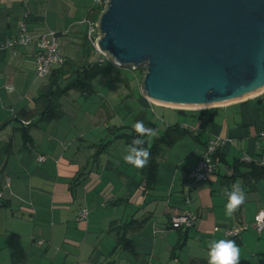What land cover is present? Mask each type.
<instances>
[{
	"label": "crops",
	"instance_id": "obj_1",
	"mask_svg": "<svg viewBox=\"0 0 264 264\" xmlns=\"http://www.w3.org/2000/svg\"><path fill=\"white\" fill-rule=\"evenodd\" d=\"M65 1L0 0V264H208V243L218 239L236 242L240 264H262L264 230L256 232L253 218L264 212V175L253 167L264 155V91L180 116L169 108L177 119L167 117L166 126L156 127L145 112L161 106L136 85L128 95L134 106L109 104L103 96L83 108L69 105L96 95L91 87L85 95L69 97L67 91L54 99L50 118L40 119L44 103L38 96L49 85L48 76L36 75L34 42L53 31L63 60L83 61L89 11L81 19L79 9L72 11L68 23ZM68 24L79 30L73 59ZM22 28L32 43L7 46ZM66 85L68 80L59 90ZM136 121L156 132L151 143L145 136L157 150L155 186L145 192L138 169L124 162L128 147L107 140L111 127H122L126 139ZM162 136L171 143H160ZM211 141L221 145L226 164L219 162L207 182L192 183L188 173ZM227 171L235 178L229 180ZM236 182L245 202L228 217L226 191ZM81 210L86 216L78 220ZM185 213L195 217L193 227L186 233L169 229L171 218ZM130 221L139 229L136 222L125 227ZM122 230L131 245L124 250L117 246ZM232 231L239 233L228 236Z\"/></svg>",
	"mask_w": 264,
	"mask_h": 264
},
{
	"label": "water",
	"instance_id": "obj_2",
	"mask_svg": "<svg viewBox=\"0 0 264 264\" xmlns=\"http://www.w3.org/2000/svg\"><path fill=\"white\" fill-rule=\"evenodd\" d=\"M96 28L99 53L178 115L264 91V0H105Z\"/></svg>",
	"mask_w": 264,
	"mask_h": 264
},
{
	"label": "trees",
	"instance_id": "obj_3",
	"mask_svg": "<svg viewBox=\"0 0 264 264\" xmlns=\"http://www.w3.org/2000/svg\"><path fill=\"white\" fill-rule=\"evenodd\" d=\"M95 12H96V9L90 10L87 18L92 19ZM94 17L95 18L93 20L96 21L98 16H94ZM83 45H84V50H83V54H82L83 55L82 56V60H83L82 62L81 61L80 62H71V61L69 62V61H64L62 58V63L50 71V73L48 75V83H47V85H49V86L45 87V91L41 95L38 96V100H41L44 103L43 110L38 114L40 119L50 118L49 116H51V114L53 113V106H52L53 100L60 98V96L64 95L67 91L75 89L78 92H80L82 95H85L89 92H92L90 80H92L94 77H96L102 71V69H107V66H110V62H108V61H105L104 63H99L97 60V61H95L94 64H92L89 61L88 58L91 57L93 54L95 55L96 53L89 46L87 39H86V36H84ZM100 58L101 57L98 56V59H100ZM66 80H69L68 85H66L61 90H59L60 84ZM57 90H59V93H56ZM205 114H206V112L200 113V115H205ZM207 114H208V112H207ZM21 116L26 119L28 117V114L22 112ZM207 121H211V118H208ZM121 129H122V127H120L119 129H116V130L118 131ZM21 132L23 134L24 139H29L28 135H27V131L25 129H21ZM136 136H137V133L135 132V130L133 132H131L130 134H128L126 139H125V145H127V146L131 145L132 140ZM164 136H162L161 138L158 139L160 143L165 142ZM143 139H145L147 141V139L145 137H143ZM165 143L169 144L171 142H169V143L165 142ZM106 145H107V143L104 144V146H106ZM144 146L148 147L150 149V152H151V156L149 158L147 166H145L142 169H138V172L140 175V183H142V188L144 189L143 191L145 192V191L152 190L155 186V176H156V167H157V164H156V157H157L156 151L157 150H156L155 145L148 146V143H146ZM216 156L218 157L220 164L221 163L226 164L223 156L220 154V152H218V150L216 152ZM256 164L258 165L257 162H256ZM232 166H235V165L233 164ZM228 168H230V167H228ZM253 168H255L254 170L258 172V174H259L258 176L263 177L262 176V175H264V167L263 166L258 165V166H255ZM233 178H235L234 173H231L230 176H228V179L231 180ZM263 179H264V177H263ZM192 183H195V182H192ZM195 184H200V183H195ZM133 222H136V221H130L129 223L126 224L125 227L130 226ZM134 228L139 229V225L137 222L135 223ZM169 229H171L170 223H169ZM171 230H173V229H171ZM109 231H113V229H109ZM175 231H179V230H175ZM185 233H183V237H185V235H184ZM117 246H121V248L123 250L131 247L129 241L127 239H125L124 230H122L120 238L117 241Z\"/></svg>",
	"mask_w": 264,
	"mask_h": 264
},
{
	"label": "rangeland",
	"instance_id": "obj_4",
	"mask_svg": "<svg viewBox=\"0 0 264 264\" xmlns=\"http://www.w3.org/2000/svg\"><path fill=\"white\" fill-rule=\"evenodd\" d=\"M66 2L67 1H65V3ZM67 4H68V23L71 20V18H75L74 15L71 14L72 11L79 9L77 11H80L79 13L82 15V17H80L79 19H81L88 13V11L96 9L94 16L99 17L100 13L103 11L104 6H105V2L103 0H68ZM94 16L92 17L91 21H94L93 20L95 18ZM98 17L96 19V22L98 20ZM75 22L76 21H74V23ZM70 27L71 25L68 24V30L70 29ZM70 31H71V36H70L71 39L70 38L67 39L68 42L69 41L71 42L70 45L68 46V58L73 59V56L75 55V52L78 48V41L75 39L73 34L78 32L79 30L77 28H73V29H70ZM88 59L92 64H94L95 61L98 60V56L97 55L95 57L91 56ZM142 75H143V69H138L136 71H132L128 69H120L116 67L115 65H112V63H110V66H107V69H102V71L96 77L90 80L91 87H93V90L97 92V94L87 100H85L84 98H75L74 103H72L75 105H71V104L69 105L70 106H82L83 108L89 103H91L93 100L100 101L98 99L102 98L103 96V100L107 103L109 102V104L115 103L116 105V103L117 104L120 103L119 106H123L127 104L134 106V100L129 98L128 95H129V92L133 91V88L135 85L139 89ZM72 91L71 92L68 91L69 97L71 94L72 95L75 93L77 94L78 92L75 89H72ZM152 109L153 111L151 110L150 112H145V114H146L147 119L150 120L152 123H154L156 127H161L163 124H165L166 126L168 122L167 117L172 116V117H175L176 119L178 117L176 112L173 111L176 109H173V108H171L173 110H170L169 108H164V106H161V107L157 106V107H153ZM200 110H204V109L191 108V109H186L185 111L188 113H191V112L196 113ZM182 119H185V118H182ZM121 132L122 130H118V131L115 130L113 132V128L111 127L107 140H111V142H116L114 140H117V141L122 140L125 145V138L121 136L120 134ZM148 140L151 143V141L153 140V137H148ZM91 150H92L91 152L93 153L95 152L96 149H91ZM262 264H264V261L262 262Z\"/></svg>",
	"mask_w": 264,
	"mask_h": 264
},
{
	"label": "built area",
	"instance_id": "obj_5",
	"mask_svg": "<svg viewBox=\"0 0 264 264\" xmlns=\"http://www.w3.org/2000/svg\"><path fill=\"white\" fill-rule=\"evenodd\" d=\"M105 2V0H103ZM87 30H86V39L89 46L95 51V53L101 58L98 59L99 63H104L108 61L106 56L99 53L96 47L97 39V28L96 21H88ZM23 29V28H22ZM57 34L53 31H50L46 35H41L34 42L35 54H34V66L35 72L38 77L44 78L49 75L50 71L59 66L62 63V57L59 53ZM32 43L31 37L25 33L23 29L20 34L11 39L6 43L9 47H25ZM109 62V61H108ZM262 138H264V129L262 132ZM221 145L216 141L209 142L203 149L199 160L197 161L194 168L188 173V180L195 183H204L207 182L214 174L219 165V159L216 156V152ZM39 162L43 161V158H38ZM258 165L264 167V155H261L258 160ZM227 174H230L227 171ZM86 216V211L81 210L78 215V220L84 219ZM195 217L190 213H185L182 215L175 216L170 220V226L173 230L179 231H188L194 225ZM255 224L256 232L260 233L264 230V212L259 211L253 218ZM238 231H232L228 233V236L236 237ZM40 242H37L36 245H40Z\"/></svg>",
	"mask_w": 264,
	"mask_h": 264
},
{
	"label": "clouds",
	"instance_id": "obj_6",
	"mask_svg": "<svg viewBox=\"0 0 264 264\" xmlns=\"http://www.w3.org/2000/svg\"><path fill=\"white\" fill-rule=\"evenodd\" d=\"M134 130L137 136L128 146L127 154L123 159L131 167L142 169L147 166L151 156L150 149L144 146L148 142L143 137H154L156 132L146 127L143 121H136ZM226 196L224 214L232 217L245 202V191L240 182L234 183L232 188L226 191ZM207 262L208 264H240V248L234 240H212L208 243Z\"/></svg>",
	"mask_w": 264,
	"mask_h": 264
}]
</instances>
